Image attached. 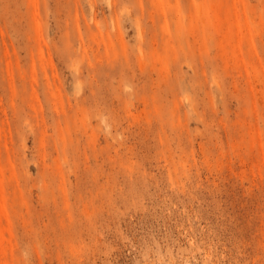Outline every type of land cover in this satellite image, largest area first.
<instances>
[{
	"label": "rangeland",
	"instance_id": "1",
	"mask_svg": "<svg viewBox=\"0 0 264 264\" xmlns=\"http://www.w3.org/2000/svg\"><path fill=\"white\" fill-rule=\"evenodd\" d=\"M0 264H264V0H0Z\"/></svg>",
	"mask_w": 264,
	"mask_h": 264
}]
</instances>
